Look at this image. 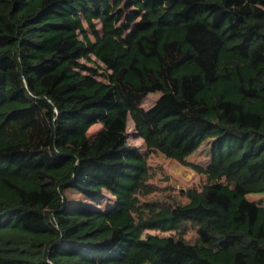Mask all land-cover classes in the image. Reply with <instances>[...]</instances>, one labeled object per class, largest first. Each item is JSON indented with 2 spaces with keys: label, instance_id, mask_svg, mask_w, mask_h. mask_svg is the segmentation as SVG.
<instances>
[{
  "label": "trees",
  "instance_id": "trees-1",
  "mask_svg": "<svg viewBox=\"0 0 264 264\" xmlns=\"http://www.w3.org/2000/svg\"><path fill=\"white\" fill-rule=\"evenodd\" d=\"M148 154L206 184L142 201ZM263 194L264 0H0V264H264Z\"/></svg>",
  "mask_w": 264,
  "mask_h": 264
},
{
  "label": "rangeland",
  "instance_id": "rangeland-1",
  "mask_svg": "<svg viewBox=\"0 0 264 264\" xmlns=\"http://www.w3.org/2000/svg\"><path fill=\"white\" fill-rule=\"evenodd\" d=\"M99 29V25H97ZM85 63V62H83ZM91 66V65H90ZM160 94H150L143 99L141 107L144 110L150 109L155 102L158 100ZM102 129L100 123L92 125L85 136L79 140L71 142V145L75 148H83L90 144L95 135ZM127 143L129 146L136 147L139 153L145 155L146 148L143 141L137 136L134 126L130 120L127 122ZM211 154L209 141H205L200 148L189 157L187 161L200 166H205L208 162L209 156ZM209 155V156H208ZM147 164L150 171L149 184H151L155 193L142 198L145 200L162 201L165 203L180 202L185 203L186 198L184 197V192L188 189L201 190L206 184L205 176L196 173L191 168L182 166L179 163L164 158L160 154H148ZM65 197L69 206L81 203H90L89 200L77 194L72 189L65 190ZM249 200L254 201L261 206H264V194L263 195H251L248 197ZM110 204V196L105 193L104 197L96 202L91 203L92 206L104 209ZM148 234H159L156 232H148ZM168 235V234H162ZM193 236L192 232H188L185 235L186 239H191Z\"/></svg>",
  "mask_w": 264,
  "mask_h": 264
}]
</instances>
